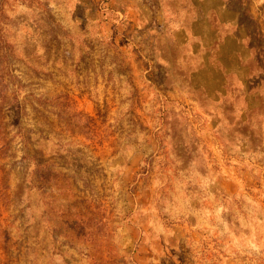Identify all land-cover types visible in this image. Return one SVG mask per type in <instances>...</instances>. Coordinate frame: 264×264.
Returning <instances> with one entry per match:
<instances>
[{
	"label": "rangeland",
	"instance_id": "374dc122",
	"mask_svg": "<svg viewBox=\"0 0 264 264\" xmlns=\"http://www.w3.org/2000/svg\"><path fill=\"white\" fill-rule=\"evenodd\" d=\"M0 264H264V0H0Z\"/></svg>",
	"mask_w": 264,
	"mask_h": 264
}]
</instances>
